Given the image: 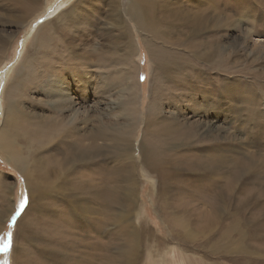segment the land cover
<instances>
[{"label": "rangeland", "instance_id": "obj_1", "mask_svg": "<svg viewBox=\"0 0 264 264\" xmlns=\"http://www.w3.org/2000/svg\"><path fill=\"white\" fill-rule=\"evenodd\" d=\"M32 1L22 0L17 4L14 0H0V126L4 119V90L16 74L15 69L21 68L28 76L17 81L20 95L12 104L18 112V131L25 127L23 117L33 119L37 125L48 123L55 130L60 129L57 122L82 130V137L72 150L77 149L83 154L95 150L97 155L90 159L101 163L109 177L108 184L120 195L126 180L119 175V167L132 158L128 155L132 152L131 136L134 134V157L140 162L139 143L144 128L150 135L147 134L142 150L149 147L153 128L158 127L159 143L169 145L160 155L183 158H178L176 166H179L170 172L175 171L176 179L182 183L191 180L194 183L186 186L184 193L168 200L167 206L185 210L191 206L193 209L188 211L193 216L187 218L190 222L194 218L202 221L214 217L212 202H208L204 194L196 193L198 188L202 190L198 184L204 177L201 175L207 172L202 166L205 160L212 162L214 171L218 170L220 193L229 189L228 184L240 176L241 169L248 170L250 173L244 176L246 186L243 188L252 189L237 191L236 187L233 209L223 196L217 198L215 219L221 224L211 227L205 237L190 229L188 234L191 235L173 242L169 228L164 224L167 219L171 220L169 211L161 216V204L156 200L155 192L137 172L134 190L138 199L132 208L135 219L131 216L121 223V227L133 223L134 227L147 230L141 236L135 260L130 264H264V224L256 223L260 234L258 240H248L246 237L252 232L248 233L244 228L241 231L236 216V206L244 199L239 193L249 194L250 201H255L252 205L264 204V53H258L252 46L253 40L264 39V0H232L228 9H225L226 0H166V8L177 1L184 2L169 9L181 15L175 30L165 34L162 28L159 38L151 41L154 51L163 45L158 55H163L165 62L170 63L169 72L157 70L158 66L154 69L147 47V35L150 34L142 35L128 18V0H120V25L112 22L106 0L86 1L78 9L77 18V13L70 14L71 5L77 0H41L40 8L37 7V12L28 19ZM64 11H69V15L52 22L50 28L35 38L37 28ZM146 16L144 13L140 17ZM126 29H130L128 36ZM47 32H51V36L43 47L39 42ZM33 36L35 39L31 40ZM176 41L182 43L178 49L172 45ZM129 44L134 49L131 45L128 47ZM31 46L40 47L38 54L33 53ZM214 49L219 57L206 59ZM77 74L85 82H80ZM227 85L231 90H225ZM13 88L11 85L8 88L9 97L13 96L14 91L10 92ZM81 119L87 122H80ZM36 133H39V140L47 135L46 129ZM121 142L127 151L121 150ZM32 147L29 144L26 149H34ZM61 155L57 154L56 158ZM252 159L262 165L257 166ZM141 161L139 165L145 166ZM115 165L118 166L117 176ZM256 169L258 176H253L251 173ZM152 176L156 178V173L152 172ZM0 181L3 184L8 182L11 187L7 190L10 192L11 213L5 220V213L1 214L0 237L12 232L11 250L5 253L0 249V264L5 261L14 264L15 246L18 251L21 248V264L22 260L30 258L33 264H85L84 257L89 252L88 234L71 229L73 226L56 229L53 235L66 234L70 243L67 247L49 244L53 253L51 261L41 254L42 240L38 241L36 237L27 239L24 233L16 240L18 219L27 204L22 211L18 212V209L21 200L27 197V188L19 170L13 169L1 157ZM158 185L160 183H156L155 188ZM151 201L155 203L154 207ZM49 208L50 205L45 207L41 214L44 216ZM262 212L258 208L254 210L257 219ZM30 213L28 218L33 217ZM239 215L241 218L253 213L247 211ZM13 216H16L14 222ZM115 224L107 225L106 234L101 236L107 243L108 262L128 264L123 258L126 246L113 239L119 231ZM240 233H245V239ZM39 234L44 240L46 236L50 241L53 239L48 233L41 234V230L34 228V236ZM174 236H178L177 233ZM243 246L249 249L244 257L240 255Z\"/></svg>", "mask_w": 264, "mask_h": 264}, {"label": "bare ground", "instance_id": "obj_2", "mask_svg": "<svg viewBox=\"0 0 264 264\" xmlns=\"http://www.w3.org/2000/svg\"><path fill=\"white\" fill-rule=\"evenodd\" d=\"M40 1L41 0H34L31 2L29 6V9L31 10L30 16L29 14L26 16V17L29 16L28 19L32 15H34L35 12H37V9L40 8L38 6ZM86 1H92V0H77L76 2H74L71 5L73 7L70 9L71 12L70 14L77 13L75 18L79 17L80 12L78 11V9L81 7L82 4L85 5ZM128 1H129L128 8L126 10V14L128 18L137 28H139L142 35L150 34L147 35L149 41L147 40L146 41H147V47L151 54V61L152 64L154 65V69L158 66L157 70H160L161 72H169L167 68H169L170 63L167 64V62H165L163 55L162 57L158 55V53L161 52L163 45L160 44L159 47L160 49L157 48V50L154 51L151 48V41L153 39H156L157 37L159 38L160 29L162 28L165 34H169L168 32L169 31L172 32L173 29L175 30V28L177 27L176 24L181 15L176 14L169 9L170 7H173L172 5L181 6L184 2L180 3L179 1H177L176 3L178 4L170 3L172 5L169 6V8H166L165 6L166 0H128ZM14 2L17 4H21L22 0H14ZM225 3H226L225 6H227V8L225 9H228V7L232 6V0H226ZM106 4L108 6V10L110 11L111 14L110 18L112 22L114 24L120 25V20L118 15L120 12L119 11L120 0H106ZM68 13L69 11L61 12L59 16H56L55 18L51 19L46 25L44 24L43 26L37 28L34 34V36L37 34L35 38L39 36L45 29L50 28L52 22H54L57 19L58 20L63 19L62 17L69 15ZM144 13H146L147 16L141 18L140 16ZM26 21L24 23H26ZM184 21L182 22L184 23ZM228 25L233 27L230 24ZM39 30L41 32L37 33ZM128 31H130V29L129 30L126 29L127 36L128 33H130ZM34 36L32 37L31 40H33ZM50 36H51V32H47V34H44L39 44L42 43L44 47L45 42L47 41L48 38H50ZM142 38L144 39V37ZM179 42L182 41H180L179 39ZM179 44L182 43H178L176 41L173 42L172 45L175 49H178ZM130 45L131 44L127 46L129 47ZM252 46L254 47L255 50L256 49L258 50V53H264V39L256 40V41L253 40ZM131 47H133V45H131ZM30 48H32L33 53L35 52L36 54H38L40 50L39 46H36L35 48L31 46ZM42 53L43 52L40 53V56L42 55ZM217 56H218V51L214 49V51L210 53V55L206 56V59H211L212 57H217ZM157 59H159V62H155V60ZM15 72L16 74H14L12 80L10 81L11 87L14 86L13 88L14 90L12 89L10 90V92L14 91V93L12 92L13 96L9 97L8 95L9 93L8 88L10 86L9 83L7 84L6 89L4 90L3 93V95L6 98V101L4 102L5 105L4 119L0 126V157L13 169L19 170V173H21L23 177V181L27 188L28 201L26 208L23 211V214H21V216L18 219L19 221L17 223L15 238L16 240H18L21 234L24 233L27 234L25 235V238L27 239L36 237L38 241L42 240L43 248H41V254L45 255V258H48L49 261L53 259L52 257L53 253L48 248L49 244H54V245L61 244L62 247H67L70 243L66 234H60L57 236L53 235L56 232V229L58 227L73 226L71 227V229L76 228L79 229L78 231L80 233L85 232L86 234H88L87 238L90 242H88L89 244V250H88L89 252H87L88 255L87 257H84L86 258L85 264H109L108 256L106 254L107 243L106 241H104V239L101 238V236H104L106 234L107 225L113 222L114 224L116 223L119 227V231L117 230L118 232L115 235H113V239L117 240L116 243L123 242L124 243L123 245L126 246L127 248V249L125 248L123 252V258L127 259L128 264H130L135 260V256L138 252L137 246L138 244H141V240H142L141 236L144 235L145 232H147V230H144L142 227L141 228H138L137 226L134 227L133 223L131 226L127 225L125 228H123L121 227V223L126 222L128 219H130L131 216L132 219H135L133 217L135 216L136 213H133L132 208L135 205V201L138 199V196H136L134 190V183L136 180L137 172L138 174L140 173V175L144 177L145 181L147 180L150 183L149 187L151 188V191L155 192L156 200L159 201L161 204V208H160L161 216L166 215L168 211L170 213L171 220L167 219V222H164V224L167 225V229L169 228L168 231L171 238V242L176 240H181L183 237H185V235L190 233L191 230L198 232L205 237V233L209 232L211 227H215L221 224L218 220H216L217 216L215 215V212L218 210L216 204L217 198L219 196H223L227 202L232 204L231 209H233L236 187H237V191L238 189H245L243 188L246 186V179L244 178V176L245 174L250 172L246 169H241L240 176H236L235 180L232 183L228 184L229 189L223 193H220L218 191L219 188L218 170L215 169L214 171L213 169L214 165L212 164V162L205 160L204 165L202 166L204 170H206L207 172L206 174L201 175L204 176L203 178L200 176L202 179H201V183L198 185L202 188V190H199L198 188V191L196 190V193L197 195L204 194L205 199L207 198L208 202H212V205L210 206L211 209L213 208L212 210H214L213 219L207 218L201 221V219L196 220L193 217L194 219L191 221L192 222L191 223L187 219L189 217L192 218L193 216L191 212L188 211L193 209L191 208V206L188 208V210L180 209V208L171 209L173 207L169 208V206H167L168 205L167 201L170 200L176 194L184 193L185 190L187 189L186 186L190 187L189 185H192L194 183H192L193 181L191 179H190L191 181L190 182L188 181L187 184L185 182L182 183L181 178L179 179L181 181H178L176 179L177 174L174 173L175 171L170 172L171 169H174L175 167L179 166V165L176 166L177 165L176 163L179 162L178 158H180V160L183 158L177 157L172 159L160 155L165 153L169 145H164L163 143H159V139L157 138V136L160 135V132L157 131L158 127L155 126L153 128L154 132L152 131L151 133V138H150L151 141L149 147L147 149L142 150V145L144 144V140L147 134L150 135L149 130L147 128L146 129L144 128V134L139 143L140 162L138 158L134 157L135 155V153H133L134 134L131 136L132 138H131L130 146L132 152L131 154L128 155H132V158L130 160H127L128 161L127 163H124L119 167V175L126 180V186L121 195L113 192V187L108 184L109 177L105 175L107 173L104 171V168L102 167L101 163H97L95 160L90 159L92 156L97 155L96 151L94 150L91 153L83 154V153H79L77 149L75 151L72 150V148L76 146V142L82 137L81 135L82 130H78L77 128H75V126L65 127V125L64 126L62 125V122L61 123L57 122L58 125L60 126V129L55 130V128L52 125H49L48 123L40 122L39 125H37L36 123L33 122V119L29 117H23L25 119L24 120L25 127L24 129H22V131H18L20 130L17 127L18 112H16L12 104L14 101L19 99V96L17 95H20L17 93L18 87L20 86L19 83H17V81L28 75L21 68L15 69L14 73ZM77 77L79 78L80 82H85L81 80L82 77L80 78L79 74H77ZM172 83L173 82L171 81V84ZM225 90L226 91L231 90L230 86L227 85L225 87ZM81 121L87 122V120L85 119L84 120L81 119L80 122ZM30 123L31 125H29ZM26 126L30 128H26ZM45 129L47 135L44 137V139L41 138L39 140L38 139L39 133L36 132L44 131ZM52 130H54L53 134H52ZM48 133H49V138L47 139ZM29 144L30 145L32 144L33 145L32 148L34 149H29V148L26 149V146ZM23 149H25L26 154L23 152ZM92 149L93 146L90 145L89 150L92 151ZM121 150L127 151V148L125 147L123 142H121ZM60 153L62 154L61 157L56 158L57 154ZM143 153H145L146 155L144 156ZM127 158H129V156ZM141 160L145 162L146 167L139 165L142 164ZM49 162L52 163L48 165ZM252 162L257 166L262 165L255 159H252ZM25 163L27 164L26 167H25ZM97 164L98 167H96ZM115 168L117 170V172H115V176H117L118 166L115 165ZM181 168L182 166L180 167V169ZM181 171L183 172V170ZM184 171L186 172V170ZM31 172L33 173L31 174ZM152 172L156 173V178L152 176ZM251 174L253 176H258L257 169ZM156 183H160V186L158 185V188H155ZM9 189H11V187L8 185V182L7 184H3L0 181V220L2 213H5L6 215L3 220L8 218V216L11 213V206L9 205L10 197L8 195V193L10 192L7 191ZM251 189L252 187L246 188L245 190L248 191ZM240 194H243L244 197L243 201L236 206V216L238 221L240 222V229L242 231L244 228L246 232L248 233L252 232L251 235L248 234L249 237H246L248 238V240H258L260 234H259V229L256 226V223L260 222L264 224V222H262L264 221V213L262 212L260 214V217L257 219L254 210L258 208L260 211H264V204L252 205L253 203H255V201H250L249 194L245 195V193H239V195ZM259 195L262 196V194ZM151 204L154 207L155 203L151 201ZM49 205L50 208L48 212L43 216L41 214L42 210H44V208ZM247 211L249 213L252 211L253 215H249L248 217L242 216L241 218H238L240 216L239 215L240 213L245 214L247 213ZM29 213L31 214V216H33L32 218H28ZM164 220H166V218ZM61 224H63V226ZM191 224L192 226H190ZM48 226L49 228L47 229ZM34 228H36L37 230L38 229L41 230V234L48 233L47 235L53 239L50 241V239L46 236L45 237L46 239L44 240L43 238H41L43 236L42 235L40 236V234L34 236ZM0 230H1V226H0ZM44 230H46V232H44ZM174 233H177L178 236H174ZM240 234L245 239L244 237L245 233L244 234L240 233ZM95 235L98 236L95 237ZM110 235L112 237V234ZM95 238L98 239L96 240ZM245 252H249V249L246 246H243L240 255L242 256ZM22 254H24V251L22 252ZM20 255H21V248H19L18 251V247L15 246L14 264H21ZM22 264H33L32 258L28 259L27 261L22 260Z\"/></svg>", "mask_w": 264, "mask_h": 264}, {"label": "snow or ice", "instance_id": "obj_3", "mask_svg": "<svg viewBox=\"0 0 264 264\" xmlns=\"http://www.w3.org/2000/svg\"><path fill=\"white\" fill-rule=\"evenodd\" d=\"M26 204H27V197L25 196V198L22 199L20 202L18 212L22 211ZM15 220H16V216H13L12 221L14 222ZM5 237H0V249H2L5 253H7L11 250L12 247V232L6 233ZM4 264H9V262L5 261Z\"/></svg>", "mask_w": 264, "mask_h": 264}]
</instances>
